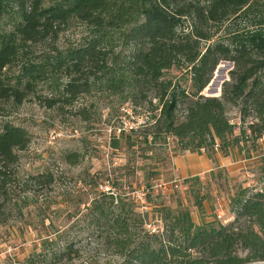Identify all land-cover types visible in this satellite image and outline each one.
Here are the masks:
<instances>
[{
	"label": "trees",
	"instance_id": "trees-1",
	"mask_svg": "<svg viewBox=\"0 0 264 264\" xmlns=\"http://www.w3.org/2000/svg\"><path fill=\"white\" fill-rule=\"evenodd\" d=\"M75 21L82 25L78 42L51 45ZM36 43L49 44L48 51L29 54ZM223 60L232 66L220 95L202 94ZM59 71L68 80L53 84L66 100L96 88L119 96L135 113L147 106L144 130L132 139L120 129L122 141H110L114 149L164 146L173 137L178 150H203L209 157L234 148L258 150L264 137V0H0V104L20 103L35 82ZM228 104L237 107L239 124L229 119ZM81 117L86 119L82 109ZM28 141L23 127L0 125V216L25 206L24 193L53 180L49 171H20L19 151ZM258 154L259 186H239L230 195L228 223H195L188 207L165 203L150 182L144 184L149 209L140 211L135 196L108 181L107 190L95 189L85 202L87 230L114 247L119 264L263 260L264 154ZM167 157L165 151L163 161ZM195 205L202 207L199 200ZM46 236L39 254L54 240ZM67 249L65 243L50 256Z\"/></svg>",
	"mask_w": 264,
	"mask_h": 264
},
{
	"label": "rangeland",
	"instance_id": "rangeland-1",
	"mask_svg": "<svg viewBox=\"0 0 264 264\" xmlns=\"http://www.w3.org/2000/svg\"><path fill=\"white\" fill-rule=\"evenodd\" d=\"M81 31V23L75 21L51 45L58 48L75 45ZM48 47L47 43H36L28 48V53L41 55ZM230 68V61H221L209 83L222 70L225 78H229ZM14 73L16 67L7 75L13 77ZM76 76L80 77L79 73ZM46 77L35 82L20 103L8 100L0 104V125L10 121L28 133V144L19 151L20 171H49L53 175L51 183L24 193L29 196L25 206L7 210L0 216V264H119L114 247L99 233L87 230L89 218L84 208L88 204L85 202L95 195V189H108V181L116 183L118 191L135 196L140 211L149 209L144 201V184L150 182L154 193L161 194L165 203L175 206L180 201L188 207L197 224L215 220L228 223L233 218L230 195L239 186H259L258 152L264 153L261 148L264 137L262 142L258 141V150L234 148L228 155L216 151L210 157L203 150L200 153L178 150L173 137L164 146L147 148L141 144L127 151L114 149L110 141L113 136L119 137L120 129L132 139L144 130L150 113L147 106L137 108L135 113L129 103L120 102L119 96L96 88L82 95L80 90L66 100L53 84L54 80L67 81L66 74L59 71ZM153 93L148 90V98ZM51 99L57 103L50 106ZM81 109L86 119H82ZM227 115L232 122L240 123L235 105H227ZM165 151L168 157L163 161ZM151 153L153 157L149 158ZM195 200L202 207L196 206ZM59 234L62 235L57 238ZM46 235L54 240L39 254ZM65 243L68 244L65 253L50 256ZM31 253L35 254L25 261ZM245 264H264V259Z\"/></svg>",
	"mask_w": 264,
	"mask_h": 264
},
{
	"label": "water",
	"instance_id": "water-1",
	"mask_svg": "<svg viewBox=\"0 0 264 264\" xmlns=\"http://www.w3.org/2000/svg\"><path fill=\"white\" fill-rule=\"evenodd\" d=\"M221 79H223L222 82L225 79H227V78H225V75L223 74V70L221 71L220 75L216 74L214 76V81L209 83V85H208L209 87H208L207 91L205 93L202 92V94H204L206 96H219L220 93H218V91H219V83H220Z\"/></svg>",
	"mask_w": 264,
	"mask_h": 264
},
{
	"label": "crops",
	"instance_id": "crops-1",
	"mask_svg": "<svg viewBox=\"0 0 264 264\" xmlns=\"http://www.w3.org/2000/svg\"><path fill=\"white\" fill-rule=\"evenodd\" d=\"M259 141H263V138H260V140ZM261 148L264 150V144H263V146H261ZM264 154V153H263ZM227 162V161H226ZM223 164V163H222ZM210 169H211V166L209 167ZM177 170L179 171H181V169H180V166L179 165H177Z\"/></svg>",
	"mask_w": 264,
	"mask_h": 264
},
{
	"label": "built area",
	"instance_id": "built-area-1",
	"mask_svg": "<svg viewBox=\"0 0 264 264\" xmlns=\"http://www.w3.org/2000/svg\"><path fill=\"white\" fill-rule=\"evenodd\" d=\"M231 66H232V64H231Z\"/></svg>",
	"mask_w": 264,
	"mask_h": 264
}]
</instances>
